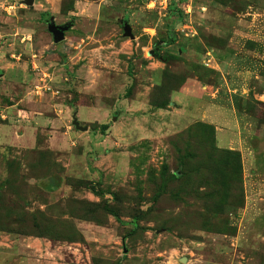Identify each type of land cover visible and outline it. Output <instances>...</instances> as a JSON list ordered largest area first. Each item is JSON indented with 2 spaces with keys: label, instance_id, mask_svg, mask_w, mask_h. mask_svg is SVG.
<instances>
[{
  "label": "rangeland",
  "instance_id": "1",
  "mask_svg": "<svg viewBox=\"0 0 264 264\" xmlns=\"http://www.w3.org/2000/svg\"><path fill=\"white\" fill-rule=\"evenodd\" d=\"M18 245L264 264V0H0L4 264Z\"/></svg>",
  "mask_w": 264,
  "mask_h": 264
},
{
  "label": "crops",
  "instance_id": "2",
  "mask_svg": "<svg viewBox=\"0 0 264 264\" xmlns=\"http://www.w3.org/2000/svg\"><path fill=\"white\" fill-rule=\"evenodd\" d=\"M233 128H235L234 126H232ZM234 135L235 136H237V139H232V137H234ZM226 136H224V138H225ZM223 138V140L224 141H226V140H228V144L229 143H233L232 142V140L234 141H238L239 140V143L241 144V145H244L245 146V144H243L242 142H240V138H239V133H237V132H233V134H232V136H228V137H226L225 139ZM239 149V148H238ZM240 149H241V146H240ZM250 159V158H249ZM21 240H19V242L20 241H22V238H20ZM40 242V241H39ZM27 251H28V253H26V254H23V255H19L20 253H23V250H21V246L20 245H18V247L16 248V249H14V251H13V253H10L9 255V257H12V259H17L16 261H17V264H34L33 263V258H32V256H31V254L29 253V249H27ZM4 251L2 250V249H0V264H4L5 263V261H6V259H7V255L5 254V253H3Z\"/></svg>",
  "mask_w": 264,
  "mask_h": 264
},
{
  "label": "water",
  "instance_id": "3",
  "mask_svg": "<svg viewBox=\"0 0 264 264\" xmlns=\"http://www.w3.org/2000/svg\"><path fill=\"white\" fill-rule=\"evenodd\" d=\"M28 1L31 2L32 0H28ZM65 29H66L65 25H57V24H51L50 25V30L52 31V33L54 35L55 41L59 42V41L64 39ZM126 32L128 35L133 37V34L131 32V28L129 26L126 27Z\"/></svg>",
  "mask_w": 264,
  "mask_h": 264
},
{
  "label": "trees",
  "instance_id": "4",
  "mask_svg": "<svg viewBox=\"0 0 264 264\" xmlns=\"http://www.w3.org/2000/svg\"><path fill=\"white\" fill-rule=\"evenodd\" d=\"M101 128H102V130L107 129V128H108V124H107V123H106V124H102V125H101Z\"/></svg>",
  "mask_w": 264,
  "mask_h": 264
}]
</instances>
